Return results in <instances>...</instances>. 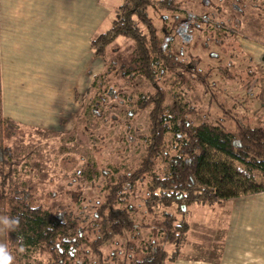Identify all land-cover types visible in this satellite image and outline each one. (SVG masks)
<instances>
[{
  "label": "trees",
  "instance_id": "1",
  "mask_svg": "<svg viewBox=\"0 0 264 264\" xmlns=\"http://www.w3.org/2000/svg\"><path fill=\"white\" fill-rule=\"evenodd\" d=\"M149 6L172 11L177 1L121 0L109 26L91 39L92 52L102 60L103 69L93 76L80 100L86 121L95 113L98 94H113L102 85L109 66L108 48L118 37L132 42L131 58L123 73L141 77L148 90L139 92L135 102L147 117L143 152L133 167L108 173L87 225L69 207L42 203L29 192L25 181L17 185L19 169L14 165L19 155L8 137L7 127L13 122L1 113L0 91V202L3 215L19 220L15 230L4 234L14 264H27L32 257L44 264H173L188 234V206L210 205L264 190V126L243 124L230 109H224V119L220 116L213 122L191 124L185 113L166 108V91L158 83L161 71L173 72L181 82L194 75L209 92L211 102L215 96L208 90L212 68L191 66L179 50L164 45ZM217 70L225 77L232 76L226 65ZM167 133L172 137L170 147ZM161 158L165 163L159 166ZM140 185L143 191L138 195ZM139 212L149 221L137 220ZM142 229L150 230L148 238L141 237ZM167 244L172 245L170 251Z\"/></svg>",
  "mask_w": 264,
  "mask_h": 264
},
{
  "label": "rangeland",
  "instance_id": "2",
  "mask_svg": "<svg viewBox=\"0 0 264 264\" xmlns=\"http://www.w3.org/2000/svg\"><path fill=\"white\" fill-rule=\"evenodd\" d=\"M176 1L177 7L172 11L149 6L148 13L158 27L164 45L179 50L181 58L191 66L200 70L212 68L209 73L212 85L208 90L215 96H211L209 102V92L194 80L192 74L181 82L173 72L161 71L158 83L166 91V108L174 113H185L191 124L201 120L213 122L223 115L224 109H230L243 124H254L251 115L259 102V71L244 56L237 39L238 35L248 36L264 43V0ZM114 42L108 48L109 66L102 85L104 90L111 88L113 94H98L90 121L85 120L80 108L72 125L63 131L14 124L7 127L10 142L19 155L17 165H14L19 169L17 185L25 181L29 192L43 200L42 203L73 209L84 219V225H87L93 203L102 196L101 185L108 180V173L138 163L147 133L146 111L137 109L135 102L139 92L148 90V84L141 77L122 71L131 58L132 42L122 37ZM223 65L228 67L231 77L218 72ZM165 138L170 147L171 133ZM167 151L172 152L170 148ZM164 163L163 158L159 159V166ZM142 191L140 185L137 194ZM214 205L187 207L185 217L193 221V234L197 227V239L208 234L210 229L206 230L204 225L211 229L213 226L211 233L214 238L218 237L221 216L215 213L218 217H212L214 221L209 218ZM138 206L142 211V205ZM135 217L143 222L150 219L144 212ZM140 234L146 239L151 233L149 229H142ZM86 235H89L88 231ZM190 238L193 243L194 237ZM166 249L170 251L172 245L167 244ZM118 253L121 254V249ZM27 264L44 262L32 257Z\"/></svg>",
  "mask_w": 264,
  "mask_h": 264
},
{
  "label": "crops",
  "instance_id": "3",
  "mask_svg": "<svg viewBox=\"0 0 264 264\" xmlns=\"http://www.w3.org/2000/svg\"><path fill=\"white\" fill-rule=\"evenodd\" d=\"M119 3L0 0L2 115L19 127L63 131L71 126L81 97L103 69L91 49L92 36L109 26ZM237 40L259 71V102L251 117L254 125L264 126V43L241 35ZM213 205L209 218L221 216L218 237L211 233L213 226L204 225L210 230L197 239V227L193 234L187 218L188 234L173 264H264V190L208 206Z\"/></svg>",
  "mask_w": 264,
  "mask_h": 264
},
{
  "label": "clouds",
  "instance_id": "4",
  "mask_svg": "<svg viewBox=\"0 0 264 264\" xmlns=\"http://www.w3.org/2000/svg\"><path fill=\"white\" fill-rule=\"evenodd\" d=\"M18 224V218L0 215V235L5 234L8 230H15ZM20 251L23 249L21 248ZM0 264H14V257L4 242H0Z\"/></svg>",
  "mask_w": 264,
  "mask_h": 264
}]
</instances>
